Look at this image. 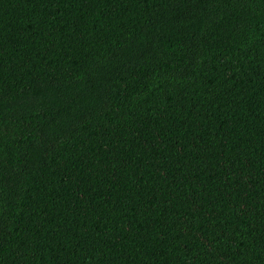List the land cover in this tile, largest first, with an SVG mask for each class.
Returning a JSON list of instances; mask_svg holds the SVG:
<instances>
[{"label": "trees", "instance_id": "16d2710c", "mask_svg": "<svg viewBox=\"0 0 264 264\" xmlns=\"http://www.w3.org/2000/svg\"><path fill=\"white\" fill-rule=\"evenodd\" d=\"M0 264H264V0H0Z\"/></svg>", "mask_w": 264, "mask_h": 264}]
</instances>
